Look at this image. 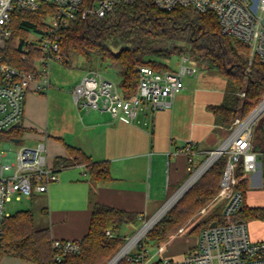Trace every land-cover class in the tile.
Returning <instances> with one entry per match:
<instances>
[{"label": "trees", "instance_id": "trees-1", "mask_svg": "<svg viewBox=\"0 0 264 264\" xmlns=\"http://www.w3.org/2000/svg\"><path fill=\"white\" fill-rule=\"evenodd\" d=\"M55 13L56 7L48 2L35 11L14 10L11 19L13 32L0 47V54L16 67L36 70V58L43 57L45 53L39 47L24 51L23 45L31 30L42 31L47 17ZM61 32L62 59L59 60L71 65L77 57H82L87 64L98 58L100 63L119 75V84L125 95L137 90L142 65L165 70L171 68L167 59L185 53L205 67L216 69L226 78L225 96L220 104H209L208 109L214 113L219 128L227 133L236 118L247 116L264 98V62L257 55L250 62V45L222 33L213 12H200L190 7L165 10L154 0H134L118 5L104 16L75 19ZM257 123L258 134L253 135L252 144L259 154L264 187V142H260V138L264 140V114ZM15 128L17 126L0 131V135ZM67 150L68 156L59 157L57 166L84 163L93 182L112 177L109 160H94L82 147L72 144H67ZM226 160L227 155H222L214 161L145 234L143 242L163 245L212 201L220 191ZM236 176L239 178L237 187L244 194L242 208L237 215L247 222L264 220V205L252 206L246 201L250 178L242 161L238 163ZM214 215L220 216L221 212L209 214L191 231L200 229V232L210 224ZM138 220L139 215L135 212L95 204L89 231L81 239L79 251L64 253L58 259L49 229L35 226L30 208L20 209L5 219L0 256L9 255L34 264H106L126 241L122 234L124 225ZM108 230L111 234L107 233ZM129 256L130 253L117 264H133ZM160 262L161 258L154 264Z\"/></svg>", "mask_w": 264, "mask_h": 264}, {"label": "built area", "instance_id": "built-area-1", "mask_svg": "<svg viewBox=\"0 0 264 264\" xmlns=\"http://www.w3.org/2000/svg\"><path fill=\"white\" fill-rule=\"evenodd\" d=\"M133 1L0 0V47H3L6 39L12 35L11 19L14 10L35 11L45 2L56 7V13L47 17L44 29L31 30L23 45L24 51H29L31 47H39L45 53L43 57L36 58V70L16 67L0 54V131L10 130L21 121L25 112V96L31 86L37 92L48 91L51 87L50 61L53 57L62 59L60 40L64 27L78 18L104 16L118 5ZM154 2L165 10L190 7L200 12L215 13L222 33L250 45V62L255 55L264 62V0H154ZM25 55L24 53V57ZM180 60L178 68L165 70H157L150 65L140 66L137 90L130 95H125L119 82L102 71L89 69L72 88L74 103L86 111L109 112L114 118L122 111H126L131 119L145 107L153 111L172 107L176 95L185 88V77L195 75L199 65L196 59L185 53L180 55ZM241 94L244 95L245 92ZM255 110L244 118L238 117L217 148L201 151L195 148L193 141L190 140L180 150L187 154L188 168L193 172L188 181L195 176L197 179L220 156L227 155L218 193L225 201L221 215L214 217L210 224L199 232L195 247L188 250L181 259L162 257L159 264H264V238L253 239L248 222L237 215L244 201V194L237 187L238 163L242 158L244 170L248 175L260 167L259 154L253 149L252 144L253 125L258 117L251 121L250 118ZM200 152H210L201 163L195 160V155ZM57 178V169L48 162L44 141H39L33 146L21 145L13 153L12 158L0 157V250L5 232L4 222L9 215L6 211L7 202L13 197L22 195L30 197L36 192H47L50 184ZM212 222L215 224L212 225ZM107 233L111 234L109 230ZM143 238L125 254L130 253L128 259L133 264H150ZM53 245L57 249L58 259L64 253H73L80 249V241L71 239H55ZM162 250L163 245H160L159 251Z\"/></svg>", "mask_w": 264, "mask_h": 264}, {"label": "crops", "instance_id": "crops-1", "mask_svg": "<svg viewBox=\"0 0 264 264\" xmlns=\"http://www.w3.org/2000/svg\"><path fill=\"white\" fill-rule=\"evenodd\" d=\"M201 72L200 76L195 74L192 86L186 87L185 82V88L176 95L172 107L156 111L145 107L131 119L126 111L114 118L109 112L86 111L75 105L77 110L71 113H63L58 108L55 116L67 122L62 126L52 120L54 107L48 96L51 87L48 91L37 92L31 86L25 96L23 118L15 125L17 128L7 134L12 140L20 138L15 142L21 145L33 146L44 141L48 162L58 172V178L47 192L14 197L32 210L35 226L49 229L54 240L81 241L89 231L95 204L135 212L141 218L171 186L177 188L185 183L190 173L189 161L187 154L180 150L186 143L191 140L198 150L209 151L217 148L227 135L223 128L220 132L216 130L219 127L216 117L208 109L209 104H220L224 100L226 78L204 65ZM201 79L204 82V79H212L222 88H202L198 86ZM55 104L57 106L58 102ZM67 144L82 147L94 160H109L112 177L93 182L84 163L57 166L59 157L68 156ZM6 147L10 149L7 143ZM6 147L0 151V157L12 158L15 151L10 155ZM206 154L197 153L195 160H201ZM255 180L263 186L260 167L254 171ZM259 220L262 219L249 220L248 225L250 221L262 224ZM198 237L199 233L192 241L184 237L183 245L178 248L167 249L164 243L162 256L150 264L162 257L181 259L196 246ZM263 237L256 233L253 239ZM15 258L2 255L0 264H34Z\"/></svg>", "mask_w": 264, "mask_h": 264}, {"label": "rangeland", "instance_id": "rangeland-1", "mask_svg": "<svg viewBox=\"0 0 264 264\" xmlns=\"http://www.w3.org/2000/svg\"><path fill=\"white\" fill-rule=\"evenodd\" d=\"M166 62L171 66V68H178L181 60H180L179 56H174L171 59H167ZM201 67H202V64L199 63L197 73H196L197 76H200L202 73ZM89 69H98V70L102 71L103 73H105L107 76L116 80L117 82H119V80H120L119 75L112 68L105 67L102 63H100L99 59L96 57L89 64L85 63V61L82 57H77L73 60V63L71 65H67L57 58H54V57L51 58L49 71H50V78H51L52 85L50 88L51 91L48 94V96L50 98L51 106L54 107L53 108L54 117L52 120H54V122L56 124H59V125L61 124V126H62V125H66L65 123H67L66 121H63L62 119L59 120V117L55 116V113L58 112L59 109H62L63 113H71V111L77 110V107L74 104L73 96H72V93H70V90L75 86V84L79 81V79L82 77V75ZM207 69H209L215 73H218V71L216 69H212V68H207ZM196 75H187L185 77L186 87H190L191 83H193L194 79H196ZM204 80H205V82L202 81V79H201L199 81L200 83L198 86H201L202 88L209 89V90H212L214 88H216L217 90H221V88H222L221 85H219L217 82L213 81L212 79L209 81H206L207 79H204ZM58 95H59V98H57ZM262 100L260 101V103L262 102ZM55 102L56 103L58 102L57 106H56ZM260 103L258 105H260ZM256 107H254L249 112V114ZM263 114H264V111L262 113H260V115L257 116L258 118L253 125V135L258 134V126H257L258 123L257 122H258V119ZM216 130L218 132H220L222 129L218 127ZM261 141H262V143L264 142V140L262 138H260V142ZM6 143L9 144L10 149H8L6 147ZM20 146H21L20 142L13 141L8 134L0 135V151L6 147V149H8L7 151L11 155ZM214 148H216V147H214ZM211 150L212 149H210L209 151H211ZM209 155H210V152H208L204 158H201V160H199V162L200 163L203 162ZM241 160H242V158H241ZM241 160H240V162H241ZM196 167H197V165H196ZM192 174H193V172H190L187 179ZM253 175H254V172L249 173L250 184H249V188L247 190V197H246L247 201L249 203H252V204H264V187L262 185H260L258 183V181H256V180L253 181ZM179 187L175 188V187L171 186L169 191H167V193H165L161 197L160 201H158L156 204L152 205V207H150L148 209V212L145 215H142V217L139 218V220L137 222L128 223V224L124 225V227L122 229V234L125 235V238H126L124 245L127 242H129L141 230V228H143L145 226V224L168 201L169 198H171L172 196H174L176 194L175 192ZM181 196L175 201V203L181 198ZM224 201H225L224 198H221L220 196L217 195L212 201H210L208 204H206L204 207H202L196 214H194L188 220V222H186L184 224V226H182L179 229V231L175 235V237L173 236V238H171L169 241H167L165 243L166 244L165 246L167 247V249H170L172 247L173 248L174 247L175 248L181 247V245H183L184 237L188 238L189 241H192L197 236L200 229L197 230L196 232L191 231V229L196 224L203 221L209 214H212L215 212H221L223 205H224ZM22 208H25L24 207V201L16 200L14 197L11 201H8L6 204V211L9 213H14L15 211L22 209ZM213 217H218V216L214 215ZM158 221H159V219L156 221V223ZM259 221L262 224H257L258 222H252V221H250V223H249V232H250V235L252 238L255 237L256 233H258V234L260 233L262 236H264V220H259ZM156 223H154L148 229V231ZM143 237H141V239ZM141 239L139 238L136 243H138ZM136 243H134L133 247L135 246ZM146 249H147L148 257H150L149 263L154 262L155 260H157L159 257L162 256V253L159 251V245L156 243L146 242ZM15 259H17V258H15ZM17 261H20V260H17Z\"/></svg>", "mask_w": 264, "mask_h": 264}, {"label": "bare ground", "instance_id": "bare-ground-1", "mask_svg": "<svg viewBox=\"0 0 264 264\" xmlns=\"http://www.w3.org/2000/svg\"><path fill=\"white\" fill-rule=\"evenodd\" d=\"M264 111V100L261 104L256 108L255 112L252 114L250 121L255 119L260 113ZM197 176L192 178L182 189H180L146 224L141 230L129 241L126 245L113 257L107 264H116L119 260L123 258V256L129 251V249L137 242L139 238H141L148 229L156 223V221L161 218V216L175 203V201L179 198V196L185 191V189L194 182Z\"/></svg>", "mask_w": 264, "mask_h": 264}, {"label": "water", "instance_id": "water-1", "mask_svg": "<svg viewBox=\"0 0 264 264\" xmlns=\"http://www.w3.org/2000/svg\"><path fill=\"white\" fill-rule=\"evenodd\" d=\"M263 100H264V98H263ZM263 100H262V101H263ZM255 109H256V108H255ZM17 124H19V123H17ZM13 140H14V141H20V138H15V139H13ZM188 180H189V179H188ZM188 180L182 185V187H181L180 189H182V188L188 183ZM194 182H195V181H194ZM194 182H193V183H194ZM193 183H191V184L185 189L184 192H186L187 189H188ZM180 189H179V190H180ZM179 190H178V191H179ZM178 191H177V192H178ZM177 192H176V193H177ZM184 192H183V193H184ZM183 193H182V194H183ZM182 194H181V195H182ZM181 195H180V196H181ZM180 196H179V197H180ZM171 198H172V197H171ZM171 198H169L168 201H169ZM168 201H167V202H168ZM167 202H166V203H167ZM166 203H165V204H166ZM165 204H164V205H165ZM164 205H163V206H164ZM163 206H162V207H163ZM162 207H161V208H162ZM161 208H160V209H161ZM160 209H159V210H160ZM159 210H158V211H159ZM158 211H157V212H158ZM157 212H156V213H157ZM156 213H155V214H156ZM155 214H154V215H155ZM154 215H153V216H154ZM153 216H152V217H153ZM159 219H160V218H159ZM214 224H215V222H212V225H214ZM125 245H126V244H125ZM125 245H124V246H125ZM124 246H123V247H124ZM123 247H122V248H123ZM122 248H120V249L118 250V252H120V250H121ZM118 252H117L116 254H118ZM116 254H115L113 257H115ZM113 257H112V258H113ZM112 258H111V259H112ZM111 259H110V260H111ZM110 260H109V261H110ZM109 261H108V262H109ZM119 261H120V260H119ZM119 261H118V262H119ZM108 262H107V263H108ZM118 262H117V263H118ZM107 263H106V264H107ZM117 263H116V264H117Z\"/></svg>", "mask_w": 264, "mask_h": 264}]
</instances>
